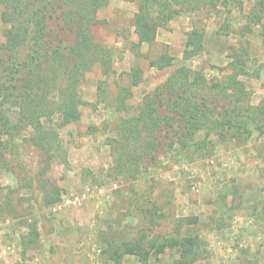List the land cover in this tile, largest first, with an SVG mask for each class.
Wrapping results in <instances>:
<instances>
[{"label": "rangeland", "instance_id": "rangeland-1", "mask_svg": "<svg viewBox=\"0 0 264 264\" xmlns=\"http://www.w3.org/2000/svg\"><path fill=\"white\" fill-rule=\"evenodd\" d=\"M218 1L189 13L190 20L188 14L179 15L182 18L157 29L164 35H158V41L140 46L132 27L134 3L110 0L99 10L91 34L107 50L110 72L104 75L93 67L80 81L81 97L95 93V101L79 107V121L62 125L59 114L41 120L43 129L55 135L47 139L54 147L49 155L34 144L37 131L26 116L21 117L19 108L4 106L17 129L7 139L13 145L4 155L7 167L5 158L0 161V207L4 210L0 228L9 229L2 234L6 242L0 243V264H39V246L48 245L50 239L55 246L61 236L64 226L59 220L64 211L74 216L75 226L85 229L90 256L97 262L93 264H178V249L158 255L152 251L144 262L139 261L141 251L136 255L125 251L134 246L146 251L152 239L184 237L195 238L196 257L191 264H264V135L211 137L215 141L212 154L202 151L194 156L192 148L185 151L178 143L168 148L175 139L165 124L152 129L149 124L131 122L144 96L162 87L182 66L200 71L210 83L233 73L229 63L237 58L236 70L246 73L239 77L248 92L245 103L256 106L264 98V10L256 0ZM1 12L0 7V47L10 29ZM253 13H258L254 21ZM57 24L49 20L50 37L55 41L66 37L65 43L70 44L71 37ZM194 27L203 30L207 51L185 59V41ZM162 53L173 58L171 65L162 70L150 66ZM29 54L30 48L24 47L13 59ZM137 68L142 73L133 86L130 73ZM91 114L86 121L84 116ZM136 124L140 138L123 139L125 128ZM75 135L98 145L99 155L107 161L98 164L97 158V169L75 168L76 159L82 157L76 156L74 163L73 149L80 150L83 144ZM116 139L118 146H114ZM105 146L106 154L100 150ZM118 159L124 163L122 169ZM72 201L80 204L74 206Z\"/></svg>", "mask_w": 264, "mask_h": 264}, {"label": "trees", "instance_id": "trees-1", "mask_svg": "<svg viewBox=\"0 0 264 264\" xmlns=\"http://www.w3.org/2000/svg\"><path fill=\"white\" fill-rule=\"evenodd\" d=\"M126 1L134 3L136 7L132 27L137 36L136 46H140L151 45L155 41L157 29L166 28L182 13H193L206 2L212 7L218 0ZM256 1L259 8L264 10V0ZM109 2L0 0L1 18L10 25V29L5 32L6 40L0 47V161L5 158V153L12 150L13 145H8V140L12 139V130L17 129V125L11 124L5 114V105L18 107L21 117L26 116L32 130L37 131L34 144L40 150L43 149L46 155L54 150L47 144V139L55 135L43 129L41 120L59 114L62 125L79 121V107L89 105L79 94L80 81L93 67H99L104 75L111 69L107 50L94 41L91 34V28L98 23L97 13ZM256 17L258 13H253L252 20ZM49 20L56 21V24L58 22L57 26L71 37L70 44L65 43L66 37L56 41L50 37ZM203 37L202 29L192 28L187 34L183 58L189 59L200 54ZM24 47L30 48L28 58L20 59L17 56L16 60L13 59L14 54ZM172 60L171 56L162 53L150 61V66L162 70L169 67ZM237 62L238 59L233 57L229 68L235 69L234 72L210 83L200 71L184 66L177 68L162 87L144 96L142 107L131 122L149 124L152 129H158L161 123L165 124L172 129L170 132L175 139L168 148L178 143L185 151L192 148L194 156L201 155L202 151L206 152L204 155L212 154L215 141L211 137L227 140L247 137L253 132L264 135V98L256 106L245 103L248 92L239 77L246 73L236 70ZM141 73L138 68L130 73L133 86L139 83L138 75ZM162 109L164 112L160 111ZM174 126L178 130H174ZM138 127V124L126 127V134H122V138L138 140L141 134L135 130ZM114 141V146L120 144L118 139ZM147 146L155 145L147 142ZM122 150L125 151V148ZM3 161L7 167V159ZM117 161L119 169H122L124 163L119 159ZM45 195H51V192ZM59 196L60 192L57 191L56 199ZM0 212V215L4 213L3 206ZM149 243L146 251L134 246L126 250L125 254L136 255L135 252L141 251L143 257L139 256V261L144 262L152 251L158 255L165 249H178V264H191L195 260L194 237L163 238L160 242L152 239Z\"/></svg>", "mask_w": 264, "mask_h": 264}, {"label": "crops", "instance_id": "crops-1", "mask_svg": "<svg viewBox=\"0 0 264 264\" xmlns=\"http://www.w3.org/2000/svg\"><path fill=\"white\" fill-rule=\"evenodd\" d=\"M184 14L185 15L188 14L186 16L187 20H190V18H192L190 16L191 14H189V13H184ZM182 15H183V13H182ZM179 17H181V16H179ZM159 31H157V33H156L155 41H158V39H157L158 35H163L162 31H161V34ZM206 37H208V36H206ZM204 38L205 37H203V50L200 53L201 56L204 55L205 52L207 51L206 47L204 49V46H206L204 43ZM159 42L167 44L166 39L165 40L160 39ZM83 99L87 102H94L95 101V93L93 95L90 93L89 97H84ZM84 117H86V119H85L86 121H90L93 117V114L87 115ZM84 117H83V119H84ZM82 122H84V121H82ZM77 138H78V141L80 143H83V144L81 145L80 150L73 149V153H74L73 157L74 158L73 157L72 158L74 159L73 160L74 163H75L76 156L82 157L81 161L76 159L77 164H75V166H74L75 168H79V167H83L84 165H88L91 169H97V167H98L97 162H96L97 158L100 159V162H98V164L99 163L103 164L107 161V157L105 158V160H106L105 161L102 159L103 155H99V149L97 147L98 145L93 146L92 143H90V141H88L89 139H87L86 137L78 136ZM107 149H108V147H106V146L103 149L100 148V150L102 152H105V154H106ZM85 153H86L87 158L84 155ZM70 160H71V157L69 158V161ZM59 221L64 226V227H61V233H60L61 236L57 237L58 241L55 244V246L53 243H51L52 239L49 240L48 245L44 244V246L41 249L39 246V261H38L39 264H93V263H97V262L93 261V258H91V256H90L91 255V243L88 240L84 239L85 238V232H84L85 229L75 226L74 216L71 215L69 212L64 211V213H62V215H60ZM13 223L14 222L11 221L8 224H10V226H12V225H14ZM71 223H73V224H71ZM8 224H6V225H8ZM0 227H3V225H0ZM7 231H9V229L4 230L3 228H0V243H2V244H4V242H6V241H3V240H5V238L3 237L2 234L4 232H7ZM82 232H83V235H81ZM20 247H21V244H18L17 248L20 249ZM46 249H47V251H46ZM13 250H14V248H13ZM0 251H2V248L0 249ZM21 256H22V253H21ZM37 258H38V256H37Z\"/></svg>", "mask_w": 264, "mask_h": 264}, {"label": "built area", "instance_id": "built-area-1", "mask_svg": "<svg viewBox=\"0 0 264 264\" xmlns=\"http://www.w3.org/2000/svg\"><path fill=\"white\" fill-rule=\"evenodd\" d=\"M71 203H72V205H74V206L80 204V202H78V201H72ZM6 249H7V250H10L11 247H10V246H6Z\"/></svg>", "mask_w": 264, "mask_h": 264}]
</instances>
